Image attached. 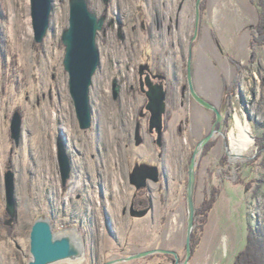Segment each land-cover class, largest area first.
I'll return each mask as SVG.
<instances>
[{
	"label": "rangeland",
	"instance_id": "1",
	"mask_svg": "<svg viewBox=\"0 0 264 264\" xmlns=\"http://www.w3.org/2000/svg\"><path fill=\"white\" fill-rule=\"evenodd\" d=\"M88 4L105 24L97 34L92 124L81 128L64 66L70 0H53L42 42L35 40L31 0H0V264H28L31 227L40 217L55 232L72 227L83 236L81 262L54 264H104L156 248L176 251L179 262L157 252L113 264H234L251 227L262 230L256 264H264V0H202L198 24L197 0ZM190 62L196 91L219 109L220 120L191 94ZM145 74L167 91L162 145L149 131ZM15 111L22 115L19 142L11 136ZM238 117L253 137L241 152L230 138ZM210 133L196 160V211L214 189L221 192L207 221L195 214L198 245L193 252L191 235L186 262L189 168ZM60 144L71 158L66 184ZM9 168L17 202L10 224ZM138 177L148 186L138 189Z\"/></svg>",
	"mask_w": 264,
	"mask_h": 264
},
{
	"label": "water",
	"instance_id": "2",
	"mask_svg": "<svg viewBox=\"0 0 264 264\" xmlns=\"http://www.w3.org/2000/svg\"><path fill=\"white\" fill-rule=\"evenodd\" d=\"M106 2L108 0H105ZM202 0H197V24L200 19V5ZM31 9L33 17V26L35 40L42 42L47 34L53 11V0H31ZM105 18L99 17L93 12L88 4V0H70V22L62 35V40L66 45L64 57V66L69 73L70 92L75 102L78 119L81 128H89L92 124V110L90 105V88L93 83V76L98 70L101 62L100 51L97 46V34L104 27ZM144 69L141 70L143 75ZM188 81L191 94L201 104L214 110L217 114V120L222 118L219 109L209 100L202 97L195 89L192 76V64L189 63ZM148 89L145 88V82L141 80V89L148 97L147 109L150 111L149 131L157 133V142L162 145L164 135V113L166 112L167 91L164 83H153L149 76L146 78ZM120 87L117 80L113 81L114 97L118 96ZM22 134V115L15 111L11 120V136L19 142ZM212 133L203 138L199 146L195 149L189 168V181L187 186L188 201V236H187V258L189 260L192 251L191 235L195 226V191H196V160L199 151L212 137ZM58 158L63 184H66L71 175V158L64 147L60 144ZM140 187L146 184V179L138 177L133 180ZM6 186V210L10 215V224L17 214V202L15 196V173L9 168L5 173ZM143 213V212H140ZM140 215V214H139ZM78 231H76V230ZM78 234L79 240L83 242V236L78 228H67L60 232L53 230V225L48 217L38 218L31 227L30 231V253L31 259L28 264H54L63 260H71L80 257L84 253V246L79 245L76 238L71 234ZM65 232V233H64ZM67 232V233H66ZM164 252L173 253L179 262L178 253L168 249H150L126 257L111 259L104 264H113L122 260H131L137 257H143L149 254ZM185 264V263H184Z\"/></svg>",
	"mask_w": 264,
	"mask_h": 264
},
{
	"label": "trees",
	"instance_id": "3",
	"mask_svg": "<svg viewBox=\"0 0 264 264\" xmlns=\"http://www.w3.org/2000/svg\"><path fill=\"white\" fill-rule=\"evenodd\" d=\"M220 192H221L220 188L214 189L212 195L210 196L209 201L204 205V208L203 206L197 208L196 211L197 218L199 217L203 221L208 220V217L212 209L214 208L215 202L217 201ZM261 233L262 230L260 229L256 230V228L254 229L253 227L249 228L247 233L246 246L237 254L234 264H256V257L258 254L261 253L260 249H262L258 242L259 237H261ZM197 236H198L197 230L195 229L192 234L193 252H195V250L197 249V245H198Z\"/></svg>",
	"mask_w": 264,
	"mask_h": 264
},
{
	"label": "bare ground",
	"instance_id": "4",
	"mask_svg": "<svg viewBox=\"0 0 264 264\" xmlns=\"http://www.w3.org/2000/svg\"><path fill=\"white\" fill-rule=\"evenodd\" d=\"M230 134H231L230 138L232 140L233 148L238 152L244 151L247 147L251 146V144L253 142V137L251 136V127L249 125H244L242 120L239 117H238V121L236 123V126L233 128V130L231 131ZM75 230H72L73 232L71 234L74 236V238L79 240V237H78L79 233L78 234L74 233ZM77 242L79 245H81V244L83 245V242L81 241V236H80V240ZM82 260H83V256H80V257L74 259L73 263L74 262L75 263L81 262Z\"/></svg>",
	"mask_w": 264,
	"mask_h": 264
},
{
	"label": "flooded vegetation",
	"instance_id": "5",
	"mask_svg": "<svg viewBox=\"0 0 264 264\" xmlns=\"http://www.w3.org/2000/svg\"><path fill=\"white\" fill-rule=\"evenodd\" d=\"M104 24H105V23H104ZM145 73H146V74H147V73L149 74L150 72H149L148 70H146ZM146 74H145L144 76H146ZM151 74H152V73H151ZM151 76H152V78H155V75L152 74ZM157 76H158L159 79H161L160 75H157ZM146 78H147V76H146ZM146 78H144L143 81H145ZM156 79H157V78H156ZM140 81H141V75H140ZM154 81H156V80L154 79ZM152 82H153V81H152ZM156 82H157V81H156ZM156 82H153V83H156ZM164 129H165V128H164ZM148 184H149V182L147 181L145 185H142V186H140V187H138V186L136 185V187H137L138 189H141V188H145V187H147ZM149 203H150V204H149V206H147V207H148V209H149L148 211L151 212V211L154 210V205H153V203H152L151 201H150ZM139 211L144 212V211H146V209H145V208H141V209L138 210V212H139ZM136 212H137V211H136Z\"/></svg>",
	"mask_w": 264,
	"mask_h": 264
}]
</instances>
